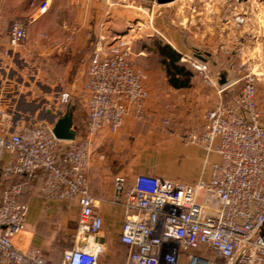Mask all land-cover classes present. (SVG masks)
I'll list each match as a JSON object with an SVG mask.
<instances>
[{
    "label": "built area",
    "instance_id": "built-area-1",
    "mask_svg": "<svg viewBox=\"0 0 264 264\" xmlns=\"http://www.w3.org/2000/svg\"><path fill=\"white\" fill-rule=\"evenodd\" d=\"M140 1L148 2V8L160 5L158 0ZM49 6L48 1L36 5L35 14H44ZM235 20L246 22L240 13ZM28 27L29 22L11 24V49L25 46ZM130 42L120 34L99 35L85 83L87 128L75 139L57 138L48 121H15L1 98L0 180L8 184L0 198V264H54L33 245L30 207L19 199L26 184L37 178L49 199L74 200L79 206L75 244L58 264H100L106 250L99 240L106 204L120 206L124 213L120 242L128 248L125 264H220L218 259L223 264H264V112L254 74L246 76L239 94L206 113L201 130L184 137L187 145L204 151L195 181L118 173L111 197L99 198L92 191L89 168L102 132L117 133L127 118L146 116L147 74L132 63ZM184 59L220 93L235 83L221 88L205 63L188 55ZM71 96L62 92L55 112L64 113Z\"/></svg>",
    "mask_w": 264,
    "mask_h": 264
},
{
    "label": "crops",
    "instance_id": "crops-1",
    "mask_svg": "<svg viewBox=\"0 0 264 264\" xmlns=\"http://www.w3.org/2000/svg\"><path fill=\"white\" fill-rule=\"evenodd\" d=\"M44 1H48L50 6L44 14L37 16L35 14L36 5ZM178 2L160 4L158 6L165 8L159 7L158 9L167 11ZM182 2L183 4L180 5L182 10L185 7L197 6V9L193 8L195 13L184 19L179 29H172L164 25V21L156 16L153 29L160 34L159 39L162 42L157 40L155 46L143 43L139 49L136 47L135 54L139 57L136 56L135 61L145 65L141 58L148 54L147 51L156 54L161 62L160 67L165 71L167 81L173 89L172 93L175 95L182 92L185 95L186 106L183 113L188 114L190 119H198V124L201 126L206 113L226 98L214 86L207 84L202 73L184 58L188 55L202 62L194 57L193 53L197 50H204L217 55L224 62L226 56L236 57L242 51L246 53L249 60H252L253 64L260 61L264 58V0H245V4L233 3L230 0L229 13L228 10L224 12V6L229 3L226 0H184ZM33 3L36 5H32ZM136 7H138L136 0H0V100L2 97L6 99L3 105L10 107L14 120L36 122L49 120L50 115L47 114V110L53 109L55 112L54 106L61 93L69 91L72 95L70 104L72 108H75L74 123L77 135H83L87 128L88 96L85 90L87 70L99 35L110 36L124 32L133 16L132 11L138 9ZM238 13L245 14L246 22L244 24H238L235 20ZM34 14L37 19L32 20ZM15 21L29 22V35L25 46L13 50L9 44V30ZM42 34H46L47 38H43ZM152 35L150 34L148 37H152ZM55 42H58L61 47H57ZM164 44L170 45L181 55L179 63L190 71V78L186 86L176 87L170 82L168 65L164 63L166 58L160 53L159 45ZM132 62L147 74V84L151 88L147 100L146 118L154 114L157 109L158 99L152 91V88L156 86V78L150 68L136 64L133 57ZM229 62L224 63H227L229 67L232 64ZM44 63L47 66L56 64L55 68L57 67L56 69L63 73L65 84L60 82L57 76L50 74L48 76L46 72L50 69L45 67ZM66 87L67 90H65ZM5 89L6 91H4ZM83 96L86 101L84 105L86 112L80 113L77 103ZM172 99L173 104L168 105V110L174 114L177 111L176 104L179 102L175 97ZM261 109L264 112V108L261 107ZM129 118L133 119V117ZM129 118L126 121L125 132L137 128V123L128 124L130 123L128 122ZM120 135L118 137L104 131L97 142L100 140L104 142V146H109L108 140L112 137L118 143ZM181 150L184 162L180 176L184 180L195 181L202 169L204 151L194 144L187 145ZM8 157L9 154H5L3 158L7 159ZM97 157V154L93 152L89 168V184L96 197L109 198L113 194L114 178L108 189V194L100 195V181L91 169ZM1 163L0 160V165ZM143 172L165 176L161 170ZM0 183H4L5 187L8 181L0 180ZM36 185H39L44 201L46 203L51 201L42 190L41 178H37L26 184L24 192L19 197L29 207L30 202L24 201L22 197L30 192L34 193ZM2 191L3 189L0 198ZM102 216L104 230L99 236V240L107 246L106 230L116 231L115 236L120 240L124 213L120 206L106 204L102 208ZM27 221L33 230L32 243L41 245V234H37V229L40 233L46 234L48 228L43 223L39 224L38 216L34 210L30 211L29 209ZM62 256L63 253L57 262H51L58 264Z\"/></svg>",
    "mask_w": 264,
    "mask_h": 264
},
{
    "label": "rangeland",
    "instance_id": "rangeland-1",
    "mask_svg": "<svg viewBox=\"0 0 264 264\" xmlns=\"http://www.w3.org/2000/svg\"><path fill=\"white\" fill-rule=\"evenodd\" d=\"M226 1L229 3H227V6H224V12L228 10L229 13V4L231 3L230 0ZM231 1L233 3L245 4V0ZM136 3L138 6L136 8L138 9L134 10L137 11H132L133 16L127 24V28L124 32L119 34L126 36V39H131L129 43L131 47V61L133 57L136 64L144 68L148 67L153 71L151 73H154L153 76L156 78V86L152 88V91H154L158 99L156 104L157 109L154 114L144 119H137L135 117H133V119L129 118L130 120L128 122L130 123L128 124L137 123V128L125 132V128L127 127V122H125L121 130L117 133H113V135L118 137L121 134L118 143L115 138L112 137L111 139L113 141L110 139L108 140L109 146H104V142L100 140L96 142L94 153H96L98 157L95 158L96 162L91 166V169L95 172V176L100 181V195L108 194V189L111 187L110 185H112V180L118 173L128 174L129 177H133L136 176V173L138 174L141 171L161 170L166 178L184 180L180 176L184 162L181 149L187 146L184 137L195 128L201 130L205 120L204 119L203 124L199 126L198 119H190L188 118V114L183 113V109L186 106L185 95L182 94V92L175 95L172 93L173 89L167 81L165 71L160 67L161 62L156 54L147 51L148 54L141 58L145 65L135 61L137 56L135 54L136 47L139 49L143 43L148 46H155L157 40L158 42H162L159 39L160 34L153 29L156 16H159L161 20L164 21V25L172 29H179L182 25V21L195 13L193 8L197 9V6L185 7V9L182 10L180 5L183 4V2H178L167 11H162L165 7L157 5L155 8H148L149 3L140 0H136ZM159 7H162L160 11L158 9ZM243 10H245V8H243ZM240 14L245 16L244 13ZM130 26H134L132 31ZM150 34H153L152 37H148ZM138 57L139 56H137V58ZM226 57V61L224 62L230 61L229 63H232L236 73L235 83L221 92L224 98L228 99L239 94L246 76L254 74L256 77L258 103L260 109L261 107L264 108V58L253 64L252 60H249L246 53L242 51H240L236 57ZM44 64L46 65L45 67L50 69V71L48 70V72H46L48 76L49 74L57 76L58 80L65 84L63 73L57 70V67L55 68L56 64L48 66L46 63ZM67 89L66 87L65 90ZM150 89L151 88H149V91ZM172 97L177 98L176 101L179 102V104H176L177 111L174 114L168 110V105L173 101ZM81 100L78 101L77 106L80 113H85L84 105L86 101L84 96ZM43 121L50 122L48 119ZM26 122L36 121L30 120ZM4 185V183H0V193ZM22 199L28 203L30 202V211H35L38 216L39 224L43 223L45 227L48 228L46 234L40 233L37 229V234H41L42 242L41 245L35 246L42 250L45 258L49 261L57 262L61 258L62 253L72 248L75 244L78 232V204L74 200H51L46 203L39 185H36L34 193L30 192L25 194ZM115 235L116 231H105L107 246L100 259V264H125L128 256V248L124 246ZM218 261L220 264H223V260L218 259Z\"/></svg>",
    "mask_w": 264,
    "mask_h": 264
},
{
    "label": "water",
    "instance_id": "water-1",
    "mask_svg": "<svg viewBox=\"0 0 264 264\" xmlns=\"http://www.w3.org/2000/svg\"><path fill=\"white\" fill-rule=\"evenodd\" d=\"M174 1L158 0L160 4H168ZM193 56L206 64L219 87L224 88L235 82L236 70L232 64L228 67L217 55L209 51L197 50L193 53ZM47 114L50 115L49 121L53 123V132L57 138L62 140L76 138L77 130L74 123V112L70 107L64 113H58L54 112L53 109H48Z\"/></svg>",
    "mask_w": 264,
    "mask_h": 264
},
{
    "label": "trees",
    "instance_id": "trees-1",
    "mask_svg": "<svg viewBox=\"0 0 264 264\" xmlns=\"http://www.w3.org/2000/svg\"><path fill=\"white\" fill-rule=\"evenodd\" d=\"M160 53L166 58L164 63L168 65L167 71L172 85L176 87L186 86L190 78V71L179 63L181 55L168 44L160 46ZM69 107L74 110L71 104Z\"/></svg>",
    "mask_w": 264,
    "mask_h": 264
}]
</instances>
